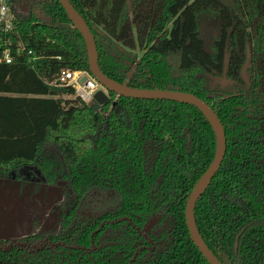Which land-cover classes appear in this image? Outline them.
Here are the masks:
<instances>
[{
    "label": "trees",
    "instance_id": "obj_1",
    "mask_svg": "<svg viewBox=\"0 0 264 264\" xmlns=\"http://www.w3.org/2000/svg\"><path fill=\"white\" fill-rule=\"evenodd\" d=\"M69 1L109 78L191 93L215 110L227 151L197 226L223 264H264V0ZM30 2L27 13L13 7L25 50L0 63V180L52 163L80 202L28 236L32 247L0 244V264H210L186 206L216 154L212 125L193 105L113 92L94 112L54 84L62 70L92 75L83 35L59 0Z\"/></svg>",
    "mask_w": 264,
    "mask_h": 264
},
{
    "label": "water",
    "instance_id": "obj_2",
    "mask_svg": "<svg viewBox=\"0 0 264 264\" xmlns=\"http://www.w3.org/2000/svg\"><path fill=\"white\" fill-rule=\"evenodd\" d=\"M62 7L66 11L69 19L73 25L79 30L83 35L84 41L87 48L89 66L92 73V77L101 85V89L94 95V101L90 104L91 109L94 112H98L101 107L105 106L109 102V93H116L118 96H125L130 98L138 99H161L170 100L180 103L190 104L199 109L203 115L207 118L209 123L212 125L213 130L216 134L217 147L216 154L209 165L205 173L198 180L197 184L191 191L186 206V223L189 229V233L193 243L200 250L203 256L207 259L210 264H223L219 257L209 248L200 234L199 228L197 226L195 210L199 199L202 197L204 192L207 190L211 184L213 178L219 171L222 162L225 158L227 151V137L224 126L218 117L215 110L204 100L197 97L194 94L173 91V90H159V89H140L128 86L127 84H121L109 78L102 70L99 65V53L97 49L96 40L94 34L92 33L89 25L82 17V15L77 11V9L71 4L69 0H59ZM17 10H20L15 6ZM22 11V10H21ZM228 59H225V69L227 68ZM251 66V54L248 51L247 60L242 68V76L244 80L249 84L248 69ZM87 76L82 78V82H87ZM217 81H225L224 79L216 78ZM37 174L41 175V179L38 181L47 182V179L40 169L36 170ZM25 222L22 218L16 220V222L9 228L8 236L12 235L13 231L17 230L19 232L18 236L25 228Z\"/></svg>",
    "mask_w": 264,
    "mask_h": 264
},
{
    "label": "rangeland",
    "instance_id": "obj_3",
    "mask_svg": "<svg viewBox=\"0 0 264 264\" xmlns=\"http://www.w3.org/2000/svg\"><path fill=\"white\" fill-rule=\"evenodd\" d=\"M75 98L76 96L72 97V99ZM43 170L50 173L52 177L60 176L59 169L52 166V163L44 165ZM78 181L84 186L90 184L84 178H78ZM54 189V186L42 183L31 184L30 182H22L16 179H1L0 239L5 237L7 228L12 226L16 219L22 218L25 222L26 226L22 233L23 236L39 231L47 220L53 221L54 217L58 215L56 209L53 208L55 196L52 192ZM32 190L35 191L32 193ZM61 192L63 193V190Z\"/></svg>",
    "mask_w": 264,
    "mask_h": 264
},
{
    "label": "built area",
    "instance_id": "obj_4",
    "mask_svg": "<svg viewBox=\"0 0 264 264\" xmlns=\"http://www.w3.org/2000/svg\"><path fill=\"white\" fill-rule=\"evenodd\" d=\"M12 0H0V63L10 64L13 61V52L20 53L25 50L24 44L17 31L16 16ZM15 37L17 41L15 42ZM31 53V52H30ZM87 76V82L82 78ZM54 84L72 86L77 95L88 104L94 101V95L101 89V85L86 71L62 70Z\"/></svg>",
    "mask_w": 264,
    "mask_h": 264
},
{
    "label": "flooded vegetation",
    "instance_id": "obj_5",
    "mask_svg": "<svg viewBox=\"0 0 264 264\" xmlns=\"http://www.w3.org/2000/svg\"><path fill=\"white\" fill-rule=\"evenodd\" d=\"M30 5L31 2L30 0H17L14 3V7L17 6L20 10H22L23 12H28L30 9ZM40 169L42 172V175H44L46 177V172L44 171L43 168H39L35 165H25L23 166L18 172L13 171L11 173V177L9 178H4V179H16L18 181H27L30 182L31 184H45V185H49V186H54L55 189L52 192V194H54L55 196V204H54V209H56L57 211V216L54 217L53 221H49L47 220L44 224V226L39 230V231H34L31 233H28L26 235H22L23 231L21 232V234L18 236L19 232L17 230L13 231L12 235H10V237L8 236V230L11 227H8L6 230V234L4 238L0 239V244L2 245H8L9 247L15 246V245H28V247H32L34 244L31 242V240H26L28 236L32 235L35 236L34 239L36 238V236H39L40 232L43 234V232L47 231V230H51L53 228H56L59 224V215L62 213V211H64L65 209H67V211L69 209H76L78 208V203L80 202L79 199H77L76 201H73L69 198L68 194L70 191V185L67 183V181L65 179H63V177L60 176H54V178H56V181H54L53 183H49L48 178L47 182H42L41 180L38 181L39 179H41V175L37 174L36 170ZM59 188V190H58ZM61 190H63V193L61 192ZM35 190H32V193ZM31 192V191H30ZM64 195V197H63ZM84 201V200H83ZM52 208V209H53ZM17 220V219H16ZM16 220L14 221V223L16 222ZM13 223V224H14ZM43 225V224H42ZM25 239V240H23Z\"/></svg>",
    "mask_w": 264,
    "mask_h": 264
},
{
    "label": "clouds",
    "instance_id": "obj_6",
    "mask_svg": "<svg viewBox=\"0 0 264 264\" xmlns=\"http://www.w3.org/2000/svg\"><path fill=\"white\" fill-rule=\"evenodd\" d=\"M3 11H4V9L0 8V12H3Z\"/></svg>",
    "mask_w": 264,
    "mask_h": 264
}]
</instances>
